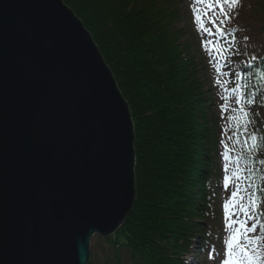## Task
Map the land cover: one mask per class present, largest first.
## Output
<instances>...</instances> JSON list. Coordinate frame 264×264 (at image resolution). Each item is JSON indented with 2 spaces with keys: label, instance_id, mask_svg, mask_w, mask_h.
<instances>
[{
  "label": "trees",
  "instance_id": "1",
  "mask_svg": "<svg viewBox=\"0 0 264 264\" xmlns=\"http://www.w3.org/2000/svg\"><path fill=\"white\" fill-rule=\"evenodd\" d=\"M63 2L92 36L134 125L135 201L118 231L97 237L89 264H187L194 244L200 254L216 249L225 177L229 197L239 189L244 203L259 198L247 224L253 239L264 238V0H241L223 24L219 9L184 0L193 42L180 0ZM234 89L253 103H238ZM241 106L247 133L232 119Z\"/></svg>",
  "mask_w": 264,
  "mask_h": 264
},
{
  "label": "water",
  "instance_id": "2",
  "mask_svg": "<svg viewBox=\"0 0 264 264\" xmlns=\"http://www.w3.org/2000/svg\"><path fill=\"white\" fill-rule=\"evenodd\" d=\"M130 109L62 0H0V264H88L135 196Z\"/></svg>",
  "mask_w": 264,
  "mask_h": 264
},
{
  "label": "snow or ice",
  "instance_id": "3",
  "mask_svg": "<svg viewBox=\"0 0 264 264\" xmlns=\"http://www.w3.org/2000/svg\"><path fill=\"white\" fill-rule=\"evenodd\" d=\"M199 3H206L207 7L213 11L219 9L220 19L219 23L223 24L224 20H231L232 14L241 6V0H198ZM195 11V10H194ZM197 21H201V16H197ZM211 23L216 24L217 20L213 19ZM223 34V33H222ZM215 51L220 54L221 49H215ZM264 78V75H262ZM240 99L238 103H253L252 100L245 101L244 96L240 93L239 89L233 90ZM233 111H237L233 109ZM239 115L233 116L234 121H243L239 123V129H243L247 133V126L251 123L250 113L245 110V107L241 106L239 109ZM251 139V144L248 145L250 151H255L258 149V138L256 135L248 133ZM247 144V139L245 140ZM264 163V161H261ZM227 171V169H225ZM228 179L225 178V184L227 185ZM239 191V189H238ZM238 191L232 193V198L229 203L224 205L225 213L228 215L229 223L228 228L230 229V235L225 241L226 251L223 254L221 264H264V250L261 249V243L264 242V238L253 239L249 233H255L257 229L255 227H248L247 221L249 219L254 220L256 214L259 211L258 202L259 198L255 193H251L247 196V203H244L245 197L238 196ZM239 201V202H238ZM238 209L247 218L245 220H234L232 219L233 213L232 209ZM255 210V211H254ZM239 225V227H234V225Z\"/></svg>",
  "mask_w": 264,
  "mask_h": 264
},
{
  "label": "rangeland",
  "instance_id": "4",
  "mask_svg": "<svg viewBox=\"0 0 264 264\" xmlns=\"http://www.w3.org/2000/svg\"><path fill=\"white\" fill-rule=\"evenodd\" d=\"M181 3H180V10H181V13H182V20H181V27L182 28H189V30H191L190 32V35L189 36H186L185 40L186 41H189V42H193V38H194V33L192 32V27L190 26V15L192 13H190V10L188 9V5L184 2V0H180ZM63 2V0H62ZM64 3V2H63ZM68 7V6H67ZM70 9V8H69ZM76 16V15H75ZM79 19V18H78ZM80 20V19H79ZM83 24V23H82ZM84 26V25H83ZM193 37V38H192ZM197 41V40H196ZM107 65V64H106ZM136 162V161H135ZM213 193V191H212ZM218 199H220V201H222L224 198H227L226 196H224L223 192L221 191L220 194H218L217 196ZM220 211V209H219ZM221 215V213L219 214ZM222 217V216H221ZM207 233H209V231H207ZM222 233V232H221ZM231 233H229L228 235H230ZM223 234H220V238L222 237ZM99 235H95L92 239H91V245H90V253L91 252H94L96 251L97 252V249L94 248L95 250H93V244L97 241V237ZM101 237V236H100ZM220 240V239H219ZM197 247L198 245L194 244V246L191 248V251L187 254V260L190 261L189 264H198L199 263V254L197 253ZM220 247V246H219ZM218 247V248H219ZM98 252L95 254V257H94V262L97 261V255ZM205 258H206V255H204ZM221 258H223V255L221 256ZM222 260V259H221ZM90 261V260H89ZM89 264V263H88ZM204 264H216L215 261L214 262H210V261H206Z\"/></svg>",
  "mask_w": 264,
  "mask_h": 264
}]
</instances>
